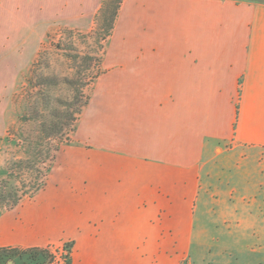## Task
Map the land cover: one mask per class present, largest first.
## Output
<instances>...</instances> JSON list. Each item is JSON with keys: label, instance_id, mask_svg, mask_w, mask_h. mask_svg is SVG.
<instances>
[{"label": "crops", "instance_id": "1", "mask_svg": "<svg viewBox=\"0 0 264 264\" xmlns=\"http://www.w3.org/2000/svg\"><path fill=\"white\" fill-rule=\"evenodd\" d=\"M56 21L61 0H0V99ZM115 53L44 186L0 212V249L189 264L199 181L229 143L249 152L227 236L264 264V0H123Z\"/></svg>", "mask_w": 264, "mask_h": 264}, {"label": "rangeland", "instance_id": "2", "mask_svg": "<svg viewBox=\"0 0 264 264\" xmlns=\"http://www.w3.org/2000/svg\"><path fill=\"white\" fill-rule=\"evenodd\" d=\"M102 1L61 0V21L51 23L27 65L19 67L13 89L0 99V194L9 196L0 200V212L14 200L30 198L36 185L41 188L45 184L56 156L43 162L40 158L58 143L60 149L74 143L77 123L97 77L104 71L102 64L116 57L115 48L121 44L123 2L112 32L105 37V24L97 20ZM37 129H45V135L55 133L60 140L54 138L36 147L31 137ZM38 151H42L40 158L35 156ZM247 152L227 143L217 149L221 155L201 175L189 264L249 261V257L235 253V243L227 236L233 234L234 164L239 154ZM9 262L13 264L6 259L1 264Z\"/></svg>", "mask_w": 264, "mask_h": 264}, {"label": "trees", "instance_id": "3", "mask_svg": "<svg viewBox=\"0 0 264 264\" xmlns=\"http://www.w3.org/2000/svg\"><path fill=\"white\" fill-rule=\"evenodd\" d=\"M123 0H103L102 5L100 8L99 15L97 16V20H102L104 26V34L103 36H108L112 32L114 28V23L117 17V13L119 10L120 5L122 4ZM97 22V26L98 23ZM102 25V23L100 24ZM77 113H80V111H77ZM55 127V126H54ZM58 132L61 133V129H57ZM45 129H37L34 134L32 135L31 139H35V146L40 147L42 143L45 141L53 140L54 138H57V135L55 133H46L44 134ZM60 140V138H57ZM60 149V144L58 143L54 149H51L50 153H47L44 158H40L42 156V151H38L35 156L36 158H40V160L46 161L49 157L52 156V159L54 158V155L58 153ZM44 186V184H43ZM42 186V187H43ZM41 187V188H42ZM40 185H36L34 187L33 193H36L40 189ZM0 200L5 201L8 197L0 194ZM21 199H17L12 201V204L10 206H7V208H12L16 206ZM50 253L47 248H30V249H24V250H17V249H0V264L3 259H6L7 261H13V264H49L50 262ZM70 263V258L67 261V264Z\"/></svg>", "mask_w": 264, "mask_h": 264}, {"label": "built area", "instance_id": "4", "mask_svg": "<svg viewBox=\"0 0 264 264\" xmlns=\"http://www.w3.org/2000/svg\"><path fill=\"white\" fill-rule=\"evenodd\" d=\"M50 253L49 264H67L68 259L71 256L72 244L70 242L61 243L58 246L47 247ZM187 264V263H182Z\"/></svg>", "mask_w": 264, "mask_h": 264}, {"label": "water", "instance_id": "5", "mask_svg": "<svg viewBox=\"0 0 264 264\" xmlns=\"http://www.w3.org/2000/svg\"><path fill=\"white\" fill-rule=\"evenodd\" d=\"M8 264H11L10 262Z\"/></svg>", "mask_w": 264, "mask_h": 264}]
</instances>
